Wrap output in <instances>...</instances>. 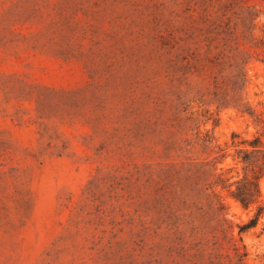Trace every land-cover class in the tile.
Returning <instances> with one entry per match:
<instances>
[{"label":"rangeland","instance_id":"374dc122","mask_svg":"<svg viewBox=\"0 0 264 264\" xmlns=\"http://www.w3.org/2000/svg\"><path fill=\"white\" fill-rule=\"evenodd\" d=\"M246 106L264 0H0V264H212L223 231L264 264V217L240 233L215 186Z\"/></svg>","mask_w":264,"mask_h":264},{"label":"trees","instance_id":"16d2710c","mask_svg":"<svg viewBox=\"0 0 264 264\" xmlns=\"http://www.w3.org/2000/svg\"><path fill=\"white\" fill-rule=\"evenodd\" d=\"M252 119L253 125L256 127V132L251 139H245L241 142H236L238 134L232 133V146L235 148L234 159L244 165V175L236 181L230 183L232 177L216 181L215 186L222 185L223 188L231 190V186L235 184V189L231 191L233 197L240 203L243 209H252L253 215L250 219L240 226V233L249 230L256 226L259 220L264 217V200H261V192L259 180L264 175V111L258 112L250 106H246L243 110ZM203 141H209L203 138ZM216 160H224L226 153L219 147ZM215 193V192H214ZM217 206L219 213L224 209V202L218 198ZM227 238L226 232L223 231V236H216L217 251L214 253L212 264H246L245 258L247 252L245 246H241L237 241L232 240L234 255L225 254L224 239ZM232 239V238H231ZM242 248L244 251H242Z\"/></svg>","mask_w":264,"mask_h":264}]
</instances>
